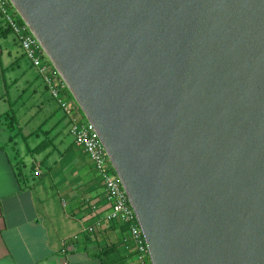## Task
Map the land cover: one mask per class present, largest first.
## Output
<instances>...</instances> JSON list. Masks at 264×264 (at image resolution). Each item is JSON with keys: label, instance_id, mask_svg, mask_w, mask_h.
Segmentation results:
<instances>
[{"label": "water", "instance_id": "95a60500", "mask_svg": "<svg viewBox=\"0 0 264 264\" xmlns=\"http://www.w3.org/2000/svg\"><path fill=\"white\" fill-rule=\"evenodd\" d=\"M95 129L150 264H264V0H9Z\"/></svg>", "mask_w": 264, "mask_h": 264}, {"label": "crops", "instance_id": "0c3cea01", "mask_svg": "<svg viewBox=\"0 0 264 264\" xmlns=\"http://www.w3.org/2000/svg\"><path fill=\"white\" fill-rule=\"evenodd\" d=\"M12 66L14 62L5 66L0 63V72H6ZM35 78L40 80L36 71L32 80L25 73L19 76V81L27 85L26 89L31 88L30 110L33 106L43 109ZM42 88L47 92L44 86ZM61 97L72 108L70 116L80 121L79 109L72 99H67V92L63 91ZM52 101L55 108L62 112L58 103ZM30 110L21 111V116L27 117V124L28 121H36L37 124L31 125L23 140L28 137L38 139L41 133L54 129L48 124L53 120L50 110L37 120L38 115L28 113ZM16 114L12 115L14 124ZM63 116L69 130L68 117ZM10 129L0 123V134L4 138ZM17 133L9 135L6 143L0 142V264H130L125 247L121 246L122 238L127 237L122 224L104 222L96 234L83 232L84 227L105 210L101 181L88 157L73 141L67 146L63 140L49 144L47 137L43 144L39 143L42 145L26 148L25 154L30 156L29 164H26L16 149ZM8 143H11L17 158L15 162L6 152ZM51 145L53 147H49ZM75 150L81 153L77 155ZM17 162L21 167V181L14 168ZM36 167L40 170L39 175L35 173ZM91 203L98 207L96 214L89 212L88 204ZM73 236H77V240H71ZM113 246L115 249L112 248L102 258L96 256L97 253L102 254L103 249Z\"/></svg>", "mask_w": 264, "mask_h": 264}, {"label": "built area", "instance_id": "2783aa9c", "mask_svg": "<svg viewBox=\"0 0 264 264\" xmlns=\"http://www.w3.org/2000/svg\"><path fill=\"white\" fill-rule=\"evenodd\" d=\"M0 18L3 27L15 36L24 57L29 61L31 68L36 71L50 98L58 103L64 115L68 117L69 132L73 137V144L88 157L100 178L105 210L94 222L84 227L83 232L93 234L96 229H102L104 222L121 223L127 228V237L123 243L126 255L130 259L128 263L150 264L146 245L134 213L95 129L85 119L77 122L70 116L72 108L61 97V93L67 91L64 82L56 73L37 40L21 21L9 0H0ZM74 106L78 109L76 104ZM35 173L36 175L40 174L38 167L35 168ZM88 206L92 214L98 212L95 203L88 204ZM71 240H77V236L71 237Z\"/></svg>", "mask_w": 264, "mask_h": 264}, {"label": "rangeland", "instance_id": "374dc122", "mask_svg": "<svg viewBox=\"0 0 264 264\" xmlns=\"http://www.w3.org/2000/svg\"><path fill=\"white\" fill-rule=\"evenodd\" d=\"M3 30L4 27L2 25L0 18V52H2L0 57L1 59L0 63H2V65L5 66L8 65V63L14 62V66H12V68L8 69L6 72L3 73L2 71L0 72V114H3L4 112L8 111L10 115H13L15 112H17L16 114L17 120L15 121L16 123L14 124L13 129H10L11 133L7 132L5 138L0 134V142L6 143V139L9 137V135L14 136L17 133L18 131L17 126H19L20 130L17 133L18 134L16 137L17 141L15 144L16 149L18 150L20 156L24 158L26 164H29L30 156H27V154H25V150L27 147L35 146L36 144L41 143L43 140H46L47 137L49 138L48 139L49 144L52 142L53 144H57L59 140H63L65 146H67L70 143H72L73 137L71 134H69L66 120L65 117L63 116L64 114L59 109L55 108V103L50 99L48 93L44 92L40 80H37L36 78H35L36 80L35 85L38 87V95L41 94L40 96H42L40 100L42 103L40 104V106L42 105L43 109H39V106H33V108L30 110L31 88L26 89L27 85L25 86V84L21 82V80L19 81V76L25 73L27 78L32 80L35 77V70L31 68L29 61L22 56L23 52L18 42L16 41L15 36L9 32L6 35H4L5 32H2ZM15 82H17L16 85H14ZM66 92H67V99L69 100L72 99L69 92L68 91ZM15 101L17 102L15 103ZM25 110H30L28 111V113L35 112L36 115H38L36 120L43 118V115H45L46 112L48 114L50 110V112H52L51 119L53 120H50L51 122H49L48 124L50 127L52 126V128L54 129L50 130L48 133L45 134L41 133L38 139L34 137H28L26 138V140L25 139L23 140L24 135H27L29 133L31 125L37 124L36 121L34 123L28 121L29 124H27L26 122L27 117L21 116V111H25ZM39 110H42V112ZM81 116L79 119H81ZM82 119L84 118L82 117ZM45 127L48 126L45 125ZM49 147H53V146L51 145ZM5 148L7 154L11 157V160L15 162L17 158L14 157V151L11 148V143L6 144ZM81 152L80 150H75V153H77V155H79ZM82 155L81 158L84 159V156Z\"/></svg>", "mask_w": 264, "mask_h": 264}, {"label": "trees", "instance_id": "16d2710c", "mask_svg": "<svg viewBox=\"0 0 264 264\" xmlns=\"http://www.w3.org/2000/svg\"><path fill=\"white\" fill-rule=\"evenodd\" d=\"M2 32H5L4 35H6L8 32L10 33V31L8 29H5V28H4V30ZM22 56L24 57V55H22ZM0 123H3L4 126H6L8 129H10V128H12V126L14 124V118L12 117V115H10V113L8 111H6L3 114H0ZM42 144H43V142H42ZM42 144H39L38 146H40ZM19 164L20 163L17 162V164L14 165V168L16 169V175H17L18 179L21 181V169H20L21 167H20ZM88 208H89V212L91 213V210H90V207L89 206H88ZM112 223L114 224L115 222H112ZM122 227H123L124 231H127V228H126L125 225H122ZM98 232H100V229H96L93 234H96ZM125 238L126 237L124 236L122 238V240H121V246L122 247L124 246L123 240ZM112 248L115 249V246H113V247H107V248L103 249V251H102L103 253L102 254L101 253H97L96 256L102 258V255H105L108 251H111ZM126 257H127V255H126Z\"/></svg>", "mask_w": 264, "mask_h": 264}]
</instances>
